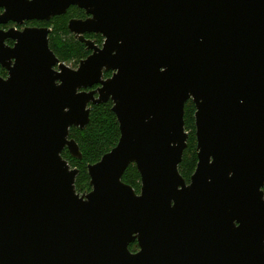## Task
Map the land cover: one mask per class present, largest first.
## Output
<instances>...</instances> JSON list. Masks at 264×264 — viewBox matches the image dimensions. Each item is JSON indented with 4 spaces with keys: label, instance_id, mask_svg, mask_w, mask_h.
I'll use <instances>...</instances> for the list:
<instances>
[{
    "label": "water",
    "instance_id": "1",
    "mask_svg": "<svg viewBox=\"0 0 264 264\" xmlns=\"http://www.w3.org/2000/svg\"><path fill=\"white\" fill-rule=\"evenodd\" d=\"M72 7L89 16L68 25L91 52L76 70L51 29H0V264H264V0H0V27ZM108 102L121 138L81 195L63 153L82 159L70 131Z\"/></svg>",
    "mask_w": 264,
    "mask_h": 264
},
{
    "label": "trees",
    "instance_id": "2",
    "mask_svg": "<svg viewBox=\"0 0 264 264\" xmlns=\"http://www.w3.org/2000/svg\"><path fill=\"white\" fill-rule=\"evenodd\" d=\"M84 17L85 12L83 10L72 7L66 15L56 17L50 23L43 24L52 28L49 37L50 49L65 64L73 63L77 67L82 60H85L91 54L87 50L86 45L77 40L68 28L71 19ZM89 39H96V44L100 46L104 42V38L100 35ZM111 76V72L105 73V78H110ZM112 109V102L93 106L87 127L83 130L72 128L70 131V139L75 140L78 144L82 159H74L67 150L64 151L63 157L69 162L72 169L79 171L76 179V190L81 195L92 191L88 167L99 163L106 154L117 147L120 141V126ZM195 114V105L192 102H188L185 108V128L189 134V141L183 161L179 167L180 174L188 183H190L198 165ZM123 182L134 188L136 193H140L141 176L135 165H132L127 170L123 177ZM138 249L137 243H133L130 246L132 252H137Z\"/></svg>",
    "mask_w": 264,
    "mask_h": 264
},
{
    "label": "flooded vegetation",
    "instance_id": "3",
    "mask_svg": "<svg viewBox=\"0 0 264 264\" xmlns=\"http://www.w3.org/2000/svg\"><path fill=\"white\" fill-rule=\"evenodd\" d=\"M85 12V11H84ZM1 14H3V10H1L0 9V15ZM89 18V16H87L86 15V13H85V17L84 18H73V19H79V20H86V19H88ZM54 19V18H53ZM52 19V20H53ZM73 19H71V20H73ZM51 20V21H52ZM70 20V21H71ZM50 21V22H51ZM69 21V22H70ZM50 22H39V21H33V22H26L23 26H19V25H17V24H15V23H10V24H8V25H6V26H1L0 27V29L2 30V31H4V32H8L9 30H12V29H15L16 31H23V30H25L26 28H49V29H51V31H52V28H50V27H47V26H44L43 24L44 23H50ZM69 25V24H68ZM95 36H99V35H97V34H87L86 36H85V38L87 39V40H91V41H93L95 44H96V42H95V40H93V39H89V38H93V37H95ZM101 36V35H100ZM76 38V37H75ZM77 39V38H76ZM78 40V39H77ZM104 43V42H103ZM6 45L7 46H9V47H14V45H15V43L13 42V41H11V40H8L7 42H6ZM96 45H98V44H96ZM103 45V44H102ZM101 45V46H102ZM98 46H100V45H98ZM91 55V54H90ZM0 77H2L3 79H7L8 78V71L6 70V69H4L1 65H0ZM263 191H264V189H263Z\"/></svg>",
    "mask_w": 264,
    "mask_h": 264
},
{
    "label": "rangeland",
    "instance_id": "4",
    "mask_svg": "<svg viewBox=\"0 0 264 264\" xmlns=\"http://www.w3.org/2000/svg\"><path fill=\"white\" fill-rule=\"evenodd\" d=\"M66 65H67V67H69L73 70H76L79 67V65L76 67L73 63H68V64L66 63Z\"/></svg>",
    "mask_w": 264,
    "mask_h": 264
}]
</instances>
